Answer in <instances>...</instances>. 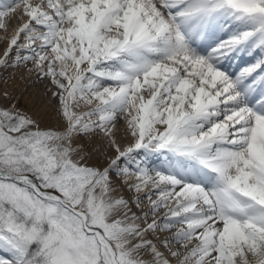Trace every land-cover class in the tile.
<instances>
[{
    "label": "snow or ice",
    "instance_id": "snow-or-ice-1",
    "mask_svg": "<svg viewBox=\"0 0 264 264\" xmlns=\"http://www.w3.org/2000/svg\"><path fill=\"white\" fill-rule=\"evenodd\" d=\"M0 264H264V0H0Z\"/></svg>",
    "mask_w": 264,
    "mask_h": 264
}]
</instances>
